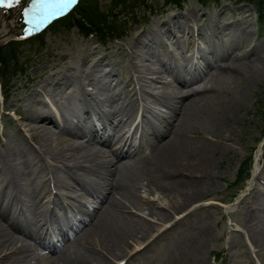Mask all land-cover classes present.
I'll list each match as a JSON object with an SVG mask.
<instances>
[{"label": "rangeland", "instance_id": "1", "mask_svg": "<svg viewBox=\"0 0 264 264\" xmlns=\"http://www.w3.org/2000/svg\"><path fill=\"white\" fill-rule=\"evenodd\" d=\"M108 2V0H96V8L103 15H106V20H115L122 23V32L120 33L121 36L114 34L113 37H108L103 48L100 44L96 43L94 36L85 37L72 26L66 29L64 27L53 28L51 30H48V28L44 29L39 34L41 38L39 41L34 43L22 42L17 45L18 47L14 50V54L18 59L15 63L14 74L11 77L9 85L4 90L6 102L3 103L0 111V155L9 156L8 153L11 152V148L13 147V140L17 136H23L22 138L30 147L36 150V153H42L43 149H40L37 142L32 139V130H29L31 125L36 124L22 120L16 115L10 117L11 110H18L19 115L26 114L28 104L32 99H41L45 102V109L53 113L56 120L67 119V123L72 122V120L76 123L80 120L82 125L88 126V122L80 119V105L82 107L86 104L91 105L92 108L89 107L90 109L99 110L100 112L104 110L103 107L109 109L107 104L112 100V96L116 98L118 94L119 98L128 101V104H137V99L143 100L140 103L141 107L144 105L143 108L148 110L145 111L146 114L144 113L147 121L149 120L151 126H159L161 121L169 116L170 111L168 112V108L164 107V104L153 102L151 99L155 95L157 96V93L177 94L179 89L178 85L175 82L173 83L169 74L161 72L154 74L147 71L148 69H159L161 65L158 60L174 63L173 59H176L177 63H181L179 68L183 69V67L186 68L187 66L189 68L187 70L188 75L194 74L196 70L193 69L192 65L188 64L191 54L195 51L198 56L201 55L207 62H211L210 49H214V51L221 49L222 45L227 42V33L237 28L243 29L248 37L245 40L246 43L244 42L240 46L237 45L238 47L231 50V55L239 54L242 49H249L253 44H261L260 46L264 49V10L262 12L263 20L259 21L256 17L255 9L250 4L240 3L234 5L228 0H218L201 5L195 0H186L181 4V9L178 10L173 6H169V4L167 5V0H147L142 6L133 4L129 9L131 13L123 18L120 15L121 11L117 10L118 7L107 9ZM262 6L264 9V3ZM188 11L192 12V18L185 21L182 16ZM70 12L73 13V10ZM161 14L162 17H160ZM185 25V28L188 27L187 25L190 27L197 25L198 29H200L199 35L202 37L199 36L197 40L192 38V43H190L189 32L182 33L177 29L178 26ZM44 26L43 24L35 33L41 31ZM214 26L217 27V30L216 32H211V28ZM148 27L153 28L155 35H159L162 39L161 45H156L155 49L154 47L148 49L150 45L149 38L153 34L152 30L146 31ZM172 35L174 38H171ZM17 38L13 36L7 40ZM167 38L170 39L168 40ZM7 40L0 43H4ZM34 41H36L35 38ZM144 42L147 43L144 44ZM150 51H153L154 54L152 52L149 53ZM61 53L64 54L62 55ZM263 58L264 51L256 61L251 57H244L238 62L233 60V63H229L230 65H234V63L239 64V66L237 65V69L239 70H234L235 72L228 70L226 72L217 71L210 75L206 73L208 71L206 69L200 78L193 81L192 85L182 87L179 94L188 87L196 86L200 88L201 91L199 92V100L197 102L202 103L203 101L204 104L206 103V109L202 113L204 115V117L202 116V121L208 124L218 121L220 126L219 133L216 136H210L208 133L204 134L206 131L202 129H198L194 133L196 137H200L199 139L194 135L192 136L195 141H200L202 140L201 138L212 140L213 152L209 154L206 164L196 165L197 167H202L189 170L193 173L186 176V179L202 182L200 186L203 193L198 195L189 204L190 206L188 205L182 208V210L171 211L172 214L170 213L168 221L156 220L154 217L145 215L146 212H142V210H131V212H136L134 216L137 214L140 217L143 216V220L147 219L151 221L154 224V230L150 231L144 237L145 239L128 241L129 243L136 242V244H129V247L124 252L126 255L128 253L131 254L134 249L139 250H134L136 252L129 257L126 264H264V247L259 237L256 236L255 231L257 230L252 232L249 229V226L253 222L254 226L258 223V220L264 218L263 195L260 202L255 201L258 195V193H255V189L262 187L261 180L264 179V155L261 154V151L264 149L261 146L264 136L259 140L264 132ZM101 59L104 60L102 63L100 62V67L103 69L110 67L114 70V73L108 77L99 76L95 77L94 80L84 81L82 83L83 90L89 93V95L83 94L73 87L67 88L71 92H69L70 97H68L71 105L64 102V109H69L73 106L75 111L71 115H64L65 118L64 116H59L60 113L55 108L56 103L50 101L47 96L48 92L52 89L54 91V84L60 82L59 78L61 76H75L82 70L88 71L94 64L97 65L96 63ZM227 60V58H220L217 61L224 64L229 62ZM193 61L196 62V59L194 58ZM198 61L200 59H197V63H199ZM107 62L111 64H107ZM247 66L248 68H246ZM217 74L223 78L220 77V79ZM249 78L250 80H248ZM120 91H122V94ZM54 92L58 93L59 91ZM78 99H81V103ZM171 99L176 100L174 97ZM187 99L184 98L182 100L185 102ZM61 101L63 102L62 99ZM78 102L80 105H78ZM147 103L148 105H146ZM95 123L98 124L97 122ZM53 129L52 127V131H55ZM257 140L259 142L252 154V189L248 190L230 208L222 211L220 205L222 203L226 205L230 204L231 197L238 190L239 186L232 185V180L239 162L250 153ZM72 141L84 143L81 138H78V140L72 139ZM50 143L52 144L47 146V148L55 150V148L59 147L54 142L50 141ZM153 152L154 148L151 147L148 151L149 154L144 151L136 153L138 158V160L136 159L137 163L142 164L143 160L147 158L151 161V164L154 163ZM44 159L43 163H38V161L33 162V176H37L36 182L38 176H45L44 173L47 172V168L45 167L52 169L49 163L57 167L63 164L60 161L48 158V155H44ZM22 169L19 166L18 172H21ZM170 169H175V167H170ZM4 173L3 171L0 174V182L3 179ZM148 173H145V176L141 178V183H139V196L143 199H152L155 203L159 204V207L167 208V199H164L162 190H160L162 184H167L166 181L160 179L155 173L156 177L151 176V172L148 171ZM15 174L17 173L9 176L15 177ZM149 175L153 178L150 183L145 179ZM198 176L201 177L198 178ZM110 178L113 181L115 176ZM154 182L157 185L151 184ZM11 185L12 183L8 184V187L11 188ZM102 186L106 188L104 183ZM16 187L18 188V186ZM19 187L25 190L30 189L25 181L24 183L20 182ZM3 189H5V185H0V191ZM63 191L65 193L61 202L66 203L65 207L69 204L71 209L69 208L64 214L59 213L55 209L54 212L57 213V216L53 218L56 223L60 221L65 225H69L74 222L72 217H74L77 211H86L89 214L92 208L97 209L101 205L90 195L84 194L80 190L78 192L76 187L65 188ZM45 193L41 194V200L44 202H46L44 198L50 199L53 196L52 192L46 195ZM85 202L88 206H82ZM25 203V208L28 211L29 209L31 211L38 209L35 202L33 203L28 198L15 203L14 207L16 204L22 207ZM197 207L199 208L197 209ZM253 207H255L254 210L257 212H254L253 220L250 222L251 209ZM184 212H188L186 216L176 220ZM24 213L28 214L27 212ZM175 220L176 224L171 225V222ZM53 225L54 221L51 226ZM204 227L206 231L199 232ZM252 233L254 236L251 235ZM27 243H29L27 245L31 244L29 241ZM27 245L25 244L23 247L21 257L23 258L24 256L26 260H29L28 262L30 263L27 262L28 264H40L42 263L40 259H45L46 261L49 259L50 255L45 257L46 254H50L46 252L47 249L45 251V249L38 247L35 249L39 250L34 251L28 248ZM15 246L18 247L19 244ZM10 252L12 250L5 251L1 256ZM214 255L216 256L215 259ZM105 257H108L107 264H113L116 261V258H112L108 254H105ZM217 257L218 259H216Z\"/></svg>", "mask_w": 264, "mask_h": 264}, {"label": "bare ground", "instance_id": "2", "mask_svg": "<svg viewBox=\"0 0 264 264\" xmlns=\"http://www.w3.org/2000/svg\"><path fill=\"white\" fill-rule=\"evenodd\" d=\"M31 4L32 0H20L19 4L10 9H0V41H4L13 36H25L40 28V26L37 27V25H41V14L39 13L30 15V22H25L24 12L25 9L30 8ZM182 17L187 21L192 18V12L188 11ZM156 24L158 23L156 22ZM30 27H33L35 30L28 32ZM185 27L186 25L178 26L177 29L182 33L189 32V34H192L193 31ZM216 30L217 27L215 26L211 28V32H216ZM195 34L198 35L196 32ZM205 34L207 35V33ZM247 37L245 31L241 29L228 32L226 44H221L222 47L219 50L214 51V49H210L209 54L212 56L210 59L211 62L203 59L202 67L197 70L196 75L203 74L206 69L208 70L206 73L210 75L217 71H237L239 70L237 69V65L239 66V64L234 63V65H230L229 63H233V60L238 62L244 57H251L255 61L256 59L258 60L264 51L262 46H260L261 44H253L249 49H242L239 54L231 55V50L238 47L237 45L240 46L243 44ZM171 38H174V36L172 35ZM161 43L162 39L153 34L148 49L152 47L155 49L156 45H160ZM151 52L153 53V51L149 53ZM61 54L63 55L64 53ZM199 58L201 59V55H199ZM220 58H227L229 62L222 64L217 61ZM103 60L98 61L96 63L97 65L94 64L88 71L82 70L78 75L61 76L59 78L60 82L54 84V91L59 92H54L52 89L47 94L50 101L56 103V110L58 112H63L64 102L71 105L68 99L70 97V91L67 88L81 87L84 81L88 82L99 76L108 77L114 73V70L110 67L108 69L100 67ZM158 62L161 65L159 69L152 68L153 70L148 69L147 71L154 74L159 72L169 74L173 83L175 82L178 85L179 90L174 95L172 93H157L158 95H155L151 99L153 102L166 105L170 114L166 119L161 121L159 126L149 127L147 136L143 137L140 141L144 146L150 145L154 148V154L152 155L151 153L154 163L150 165L147 162L146 167L140 166L136 161L135 155L137 152L135 150H137V144L131 143L130 140L126 142L125 139L122 146H116L117 137L124 136V132L121 131V123L129 121L135 113V106L133 104H125V100L123 101L119 98L118 94L117 97L115 96L116 98L112 96V100L109 103L107 101V107L109 109L103 107L105 109L104 112L97 110L94 113V119L98 122V127H95L91 120L88 121V126L82 125L80 120H78L80 123H75L73 122L74 120L70 123L59 119L56 120L53 113L45 109V102L36 98L29 102L26 114L18 115L20 119L36 124L31 125L29 130H32V139L43 150L42 153H36V150L30 147L22 137L17 136L13 140V147L11 148V152L8 153L9 156L0 155V172L2 171L3 173L4 171L6 173V175L4 173L5 176L3 175L0 184L5 185L6 188L9 182L14 184L7 191L5 189L0 191V264L30 263L24 256L23 258L21 257L23 247L25 244H29L27 241L31 243L27 245L28 248L35 251L39 250L35 249L39 247L45 249V251L47 249V253H50L47 261L40 259L42 262L40 264L44 262V264H107L108 257L106 258L105 254H108L112 258H122L129 244H136V242L129 243V240L134 241L144 238L150 231L154 230V224L151 221L134 216L136 212H131V210H142V212H146L145 215L154 217L159 221H166L169 219L171 211L182 210V208L192 203L198 195L203 193L200 186L202 182L186 179V176L193 173L189 170L202 167H197L196 165L206 164L209 154L213 152L212 140L201 138L202 140L195 141L192 136L198 129L205 130L206 133L204 134L208 133L210 136H216L219 133V123L217 121L213 125L202 121V116L204 117L202 113L206 109V103L204 104L203 101L202 103L197 102L199 100L200 90L196 89V86L188 87L179 94L182 87L192 85L194 83L193 81L198 79V77H195L196 75H188L189 73L186 68H179L180 64L177 63L178 61L176 59H173L174 63L159 60ZM109 63L107 62V64ZM125 68L127 69V67ZM62 93L63 95H61ZM113 93L115 92L113 91ZM173 97L176 100L171 99ZM60 98L63 102L59 100ZM184 98L188 99L183 102L184 100L182 99ZM87 107L92 108L91 105L84 106L82 121L90 119ZM116 118L118 120L113 122ZM52 127L55 131H52ZM78 138L83 139L84 143L81 144L79 141H72V139L78 140ZM196 138L199 139L200 137ZM50 141L59 145V147L55 148V150L47 148V146L52 144ZM44 155H48V158L60 161L63 164L58 167L49 164L52 169L45 167L47 168L46 174L50 175L51 182L49 179L44 182L40 176H38L36 182L37 176H33V162L38 161V163H43L45 160ZM19 166L23 168L21 172H18ZM170 167H175V169H170ZM148 171L152 173L150 174L151 176H155V173L160 179L166 181L167 184H162L160 190H162L164 199H167V208L159 207V204L155 203V201L143 199L139 196V183H141V178ZM14 173H17L15 177L9 176ZM150 175L148 178L145 177L148 183L153 180ZM113 176L115 178L111 181L109 177ZM200 177L198 176V178ZM154 180L156 181V179ZM24 181L30 187L29 190L16 187L17 184L20 182L24 183ZM103 183L106 188L102 186ZM151 184L154 185L155 182ZM249 185L250 183H247V187ZM49 186L62 190L65 188L68 189L69 187H76L78 192L80 190L82 193L90 195L101 205L97 209L92 208L89 214L77 211L74 217H72V220L75 222L70 223V226L60 221L56 223L55 219H53L56 227L53 232L48 231L44 227V223H40L39 220L47 208V202L41 200V194H44L46 190L48 191ZM61 195L63 193L58 194V196ZM262 195H264V188L258 193L255 201L260 202ZM26 198L32 200L33 203L35 202L38 209L36 207L37 210L33 211L30 209L29 211L22 209L23 212H27L28 214L23 213L17 217L14 214L15 209L11 211L10 208L16 201H21ZM52 200L53 205L57 206V197ZM82 206H86V204L83 203ZM254 209L255 207L251 209L250 222L253 220L254 212H257ZM66 223L68 224V222ZM258 223L253 226V222L249 226V229L252 232L257 230L255 231L256 236L259 237L264 247V218L258 220ZM205 231L206 228L204 227L199 232ZM251 235L254 236L253 233ZM16 244H19V246L16 247ZM25 249L27 250V248ZM8 250H12V252L1 256Z\"/></svg>", "mask_w": 264, "mask_h": 264}, {"label": "trees", "instance_id": "3", "mask_svg": "<svg viewBox=\"0 0 264 264\" xmlns=\"http://www.w3.org/2000/svg\"><path fill=\"white\" fill-rule=\"evenodd\" d=\"M107 9L116 8L124 9L127 6L137 2L138 0H108ZM180 0H171V3L178 4ZM200 3H207L209 0H197ZM235 3L248 2L252 3L256 9L262 10V3L264 0H232ZM99 10V9H98ZM96 8V0H82L78 3L77 7L68 16L56 21L51 28L64 27L70 28L74 26L77 30L82 31L84 34L99 35L102 38L107 33L112 31L109 27L108 20L105 19L106 15L98 11ZM67 25V26H65ZM50 28V29H51ZM37 38L35 42L39 41ZM34 42V41H33ZM31 42V43H33ZM19 43H8L0 46V83L2 88L8 83L9 78L14 74L15 63L18 58L14 54V50L18 47Z\"/></svg>", "mask_w": 264, "mask_h": 264}, {"label": "snow or ice", "instance_id": "4", "mask_svg": "<svg viewBox=\"0 0 264 264\" xmlns=\"http://www.w3.org/2000/svg\"><path fill=\"white\" fill-rule=\"evenodd\" d=\"M20 0H0V9H10L19 4ZM77 4V0H32L30 8L25 9V22H30V15L41 14V25L48 23L50 20L63 16L73 5ZM37 25V27L41 26ZM35 30L33 27L28 32Z\"/></svg>", "mask_w": 264, "mask_h": 264}]
</instances>
